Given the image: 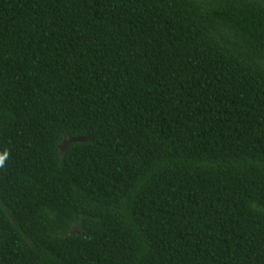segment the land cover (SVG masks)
<instances>
[{"label": "trees", "instance_id": "trees-1", "mask_svg": "<svg viewBox=\"0 0 264 264\" xmlns=\"http://www.w3.org/2000/svg\"><path fill=\"white\" fill-rule=\"evenodd\" d=\"M0 264H264V0H0Z\"/></svg>", "mask_w": 264, "mask_h": 264}, {"label": "rangeland", "instance_id": "rangeland-1", "mask_svg": "<svg viewBox=\"0 0 264 264\" xmlns=\"http://www.w3.org/2000/svg\"><path fill=\"white\" fill-rule=\"evenodd\" d=\"M67 143H68V141H65V142L62 144V146H61V149H62V150L66 147Z\"/></svg>", "mask_w": 264, "mask_h": 264}, {"label": "water", "instance_id": "water-1", "mask_svg": "<svg viewBox=\"0 0 264 264\" xmlns=\"http://www.w3.org/2000/svg\"><path fill=\"white\" fill-rule=\"evenodd\" d=\"M72 140H74V141L83 140V138L82 137H76V138H73Z\"/></svg>", "mask_w": 264, "mask_h": 264}]
</instances>
